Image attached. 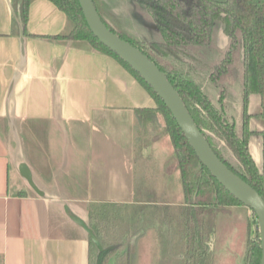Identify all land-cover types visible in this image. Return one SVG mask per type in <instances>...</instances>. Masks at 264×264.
<instances>
[{
    "label": "crops",
    "instance_id": "1",
    "mask_svg": "<svg viewBox=\"0 0 264 264\" xmlns=\"http://www.w3.org/2000/svg\"><path fill=\"white\" fill-rule=\"evenodd\" d=\"M66 25L50 0H32L24 26L0 0L3 264H88L90 207L149 203L135 198L136 110L156 102L115 57L49 37ZM153 248L138 264H158Z\"/></svg>",
    "mask_w": 264,
    "mask_h": 264
},
{
    "label": "trees",
    "instance_id": "2",
    "mask_svg": "<svg viewBox=\"0 0 264 264\" xmlns=\"http://www.w3.org/2000/svg\"><path fill=\"white\" fill-rule=\"evenodd\" d=\"M32 0H11L16 20L25 25ZM67 17L62 33L53 39L86 41L92 48L115 57L146 88L156 102L155 108L136 110L134 164L137 154L148 145V129L163 119L175 166L178 169L183 200L179 203H150L153 215L165 227L158 264H208L210 236L219 214L243 205L232 196L197 159L163 101L128 64L102 44L90 31L78 0H50ZM105 25L121 39L146 55L166 75L180 95L195 124L219 159L247 182L264 199V0H124L132 27L118 28L101 13L104 0H92ZM214 87L213 96L203 86ZM240 94V110L230 112L229 94ZM252 95L258 96L260 110L249 111ZM253 118L262 125L253 129ZM261 140V166L249 150L251 136ZM223 148L234 158L227 159ZM123 207L119 204L93 205L88 221L101 243L89 240L88 264H136L135 253L117 252L118 240L131 237L132 226L117 230L118 220L111 212L94 206ZM137 213H146L149 203H135ZM91 208V207H90ZM99 209V208H98ZM107 212L108 215H105ZM104 213V214H103ZM254 215V213L252 212ZM103 216V217H102ZM255 217V215H254ZM256 218V217H255ZM116 219V220H115ZM116 229L107 231L100 222ZM121 233V234H118ZM259 235L247 242L242 264H259ZM0 264H3L0 256Z\"/></svg>",
    "mask_w": 264,
    "mask_h": 264
},
{
    "label": "rangeland",
    "instance_id": "3",
    "mask_svg": "<svg viewBox=\"0 0 264 264\" xmlns=\"http://www.w3.org/2000/svg\"><path fill=\"white\" fill-rule=\"evenodd\" d=\"M124 0H104V4L101 6V13L104 18L114 26L118 28L132 27L131 20L126 12L124 5ZM203 89L208 95L213 96L214 87L206 83ZM228 104L230 107V112L233 116H237L240 110L241 100L240 94L237 90H232L229 94ZM260 110V105L257 95H252L249 102V111L251 113H257ZM158 125H150L148 129V145L140 151L139 155L136 156L135 161V198L137 201L142 200L149 202L148 208L145 210V214L142 216L137 213L135 204L127 205L123 207H111V206H94V209L100 211L104 209L105 211H111L112 214L117 217V230L114 226V220L111 224L100 222V227L105 228V233L103 237L109 240L110 236L107 231L114 229L115 231L124 230L126 222L130 223L132 226L131 234H135L131 237H118L119 248L117 252L130 250L135 253L136 264L140 262L142 257L151 258L152 255L140 254L143 249L145 253L154 250L153 247L158 246L161 253L163 236L165 234V227L157 219L152 217L153 210L150 203H159L162 201H168L171 203H179L183 200L182 188L177 183V173L178 169L175 166L174 156L171 150V144L168 136L163 132V119L159 115ZM251 125L254 129H258L262 125L260 119L253 118ZM136 124V127H139ZM260 138L255 136L249 141V149L251 150L252 158L255 163L261 165V152H260ZM154 144L155 153H158L159 160H154L146 149L149 147L152 151L151 145ZM223 151L232 163H235L234 158L223 148ZM23 153L25 151H22ZM22 154V153H21ZM25 156H23L24 158ZM22 158L17 159L20 161ZM27 159V158H26ZM24 160V159H23ZM13 164L16 162L12 161ZM173 175L175 178L173 179ZM23 184V183H21ZM22 190L24 185H21ZM26 188V187H25ZM178 188V190H176ZM146 189V190H145ZM178 200V201H177ZM138 203V202H137ZM93 207V206H92ZM90 210L93 211V208ZM99 208V209H98ZM104 214V213H103ZM105 215H108L105 212ZM103 217V216H102ZM89 218V213H88ZM91 221H87V226L90 228L88 235L90 240L96 244L97 247H101V243L94 234L92 230ZM121 234V233H118ZM256 235H259L257 220L252 214V211L244 205L233 206L228 214H219L216 219V224L214 231L211 235L210 241V251H209V263L208 264H236V260L242 255L244 257L247 242L254 239ZM214 243V248L212 244ZM144 247L149 248L144 249ZM128 248V249H127ZM244 250V252H243ZM159 256L157 259L159 260ZM157 260V261H158ZM114 263L111 259L109 263ZM120 264H124L121 260Z\"/></svg>",
    "mask_w": 264,
    "mask_h": 264
},
{
    "label": "water",
    "instance_id": "4",
    "mask_svg": "<svg viewBox=\"0 0 264 264\" xmlns=\"http://www.w3.org/2000/svg\"><path fill=\"white\" fill-rule=\"evenodd\" d=\"M78 2L92 34L152 88L169 110L200 163L232 196L254 213L258 224L261 249L259 264H264V199L214 153L189 114L180 95L155 63L139 49L112 32L102 21L92 0H78Z\"/></svg>",
    "mask_w": 264,
    "mask_h": 264
}]
</instances>
